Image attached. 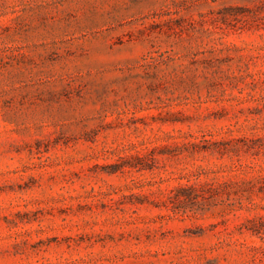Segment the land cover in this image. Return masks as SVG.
Instances as JSON below:
<instances>
[{
	"label": "rangeland",
	"instance_id": "374dc122",
	"mask_svg": "<svg viewBox=\"0 0 264 264\" xmlns=\"http://www.w3.org/2000/svg\"><path fill=\"white\" fill-rule=\"evenodd\" d=\"M0 264H264V0H0Z\"/></svg>",
	"mask_w": 264,
	"mask_h": 264
}]
</instances>
